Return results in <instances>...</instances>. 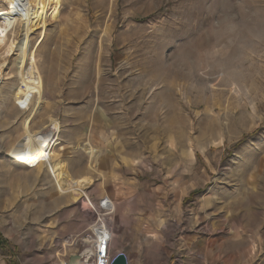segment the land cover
Returning a JSON list of instances; mask_svg holds the SVG:
<instances>
[{
    "label": "rangeland",
    "instance_id": "374dc122",
    "mask_svg": "<svg viewBox=\"0 0 264 264\" xmlns=\"http://www.w3.org/2000/svg\"><path fill=\"white\" fill-rule=\"evenodd\" d=\"M13 6L0 0V264H86L99 221L128 264H264V0Z\"/></svg>",
    "mask_w": 264,
    "mask_h": 264
},
{
    "label": "built area",
    "instance_id": "2783aa9c",
    "mask_svg": "<svg viewBox=\"0 0 264 264\" xmlns=\"http://www.w3.org/2000/svg\"><path fill=\"white\" fill-rule=\"evenodd\" d=\"M93 225L101 227L102 231H100L99 234H95L92 230H89V232L85 233L86 238H90L89 246L93 248V253L87 256L85 263L110 264L111 259L113 257L111 244L113 240V234L110 228L106 224L101 223V221H99V223L96 222ZM79 254L80 256L82 255V253Z\"/></svg>",
    "mask_w": 264,
    "mask_h": 264
},
{
    "label": "bare ground",
    "instance_id": "6f19581e",
    "mask_svg": "<svg viewBox=\"0 0 264 264\" xmlns=\"http://www.w3.org/2000/svg\"><path fill=\"white\" fill-rule=\"evenodd\" d=\"M27 1H28V0H13V4H14L13 7L16 9L17 12L24 11V10L27 8ZM43 4H44V3H42V9H44ZM40 22L42 23L43 21L40 20ZM11 48H12V47H10V49H11ZM26 72H27V78H28L29 80L33 81V80L36 78V80H37L38 82L40 81L41 77L39 76V70H38V67H37V64H36L34 58H32V57L30 58V64H29V66L27 67ZM53 123H54V125H56V121H53ZM55 133H56V132L54 131V133L52 134L53 138H55V137H54ZM53 138H52V140H53ZM53 141H54V140H53ZM53 141H52V142H53ZM87 152L89 153L90 156H93V157H94V149H93L92 147H90L89 145H87ZM45 162H46V166H47V168H48V170H49V172H50V174H51V176H52V178H53L55 184L58 186L59 191H60V192H66L65 190H63V189L61 188V186H60V184H59L58 175H57V173H56V171H55V168H54V165H53L52 161H50V159H49L48 157H46ZM74 189L80 191V192L82 193L83 198L85 199V201H86L88 204H91L90 201H89V199H88V197H87V195H86V193H84L83 190H82L81 188L76 187V188H74ZM78 193H79V192H78ZM85 204H86V203H85ZM96 227H97V226H96ZM97 228H98V229H96V230L93 229V232H94L95 234H99L100 231H102L101 227L98 226ZM97 232H98V233H97ZM111 232H112V230H111ZM112 234H113V233H112ZM90 248H91V247H90ZM90 250H91L90 252H91V254H92V253H93V248H91ZM71 264H76V263L73 261V262H71Z\"/></svg>",
    "mask_w": 264,
    "mask_h": 264
},
{
    "label": "water",
    "instance_id": "95a60500",
    "mask_svg": "<svg viewBox=\"0 0 264 264\" xmlns=\"http://www.w3.org/2000/svg\"><path fill=\"white\" fill-rule=\"evenodd\" d=\"M80 260L79 254H72L68 258V264L70 262H77ZM110 264H128L127 258L123 253H117L113 255Z\"/></svg>",
    "mask_w": 264,
    "mask_h": 264
},
{
    "label": "trees",
    "instance_id": "16d2710c",
    "mask_svg": "<svg viewBox=\"0 0 264 264\" xmlns=\"http://www.w3.org/2000/svg\"><path fill=\"white\" fill-rule=\"evenodd\" d=\"M1 240V239H0Z\"/></svg>",
    "mask_w": 264,
    "mask_h": 264
}]
</instances>
